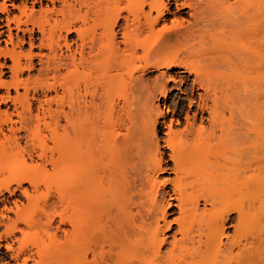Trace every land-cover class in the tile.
<instances>
[{
  "label": "bare ground",
  "instance_id": "obj_1",
  "mask_svg": "<svg viewBox=\"0 0 264 264\" xmlns=\"http://www.w3.org/2000/svg\"><path fill=\"white\" fill-rule=\"evenodd\" d=\"M0 139L5 264H261L264 0H0Z\"/></svg>",
  "mask_w": 264,
  "mask_h": 264
},
{
  "label": "rangeland",
  "instance_id": "obj_2",
  "mask_svg": "<svg viewBox=\"0 0 264 264\" xmlns=\"http://www.w3.org/2000/svg\"><path fill=\"white\" fill-rule=\"evenodd\" d=\"M153 75H155V73L153 74V73H151V75L149 74V77H151V78H153ZM172 88V91L170 92V95H169V97H171L172 99H174L178 94H179V92L177 91V89L176 88H173V86H171ZM178 93V94H177ZM172 94V95H171ZM171 98H169V101H168V103H170L171 102ZM171 99V100H170ZM158 104H159V107L160 108H163L164 109V105H163V100L160 98V100L158 101ZM0 140H2V139H0ZM1 163V162H0ZM10 164V163H9ZM11 167L13 168V165L12 164H10V166L8 165V163L5 165L4 163H3V165H1L0 164V180L1 179H8V178H10V176H11V173H9V171L11 172L12 170H10L11 169ZM14 169V168H13ZM3 171V172H2ZM8 174H10L9 175V177H7V175ZM4 175V176H3ZM6 175V176H5ZM5 177V178H4ZM42 190H44V189H42ZM5 194V196H7V193H4ZM262 198L264 199V196H262ZM264 224V223H263ZM1 228V227H0ZM1 229H3V228H1ZM0 229V230H1ZM2 231V230H1ZM0 231V232H1ZM16 236L17 237H19L20 236V234L18 233V234H16ZM5 253V249L3 248V247H1L0 248V264H5L7 261L6 260H8L9 261V257H7V256H4L3 254ZM2 255V256H1ZM7 255V254H6ZM2 257V258H1ZM1 259H3V261L1 260ZM12 263V262H11ZM261 264H264V262H262Z\"/></svg>",
  "mask_w": 264,
  "mask_h": 264
}]
</instances>
